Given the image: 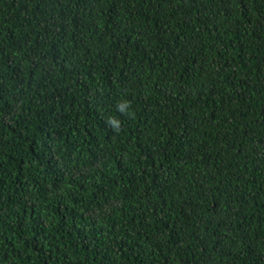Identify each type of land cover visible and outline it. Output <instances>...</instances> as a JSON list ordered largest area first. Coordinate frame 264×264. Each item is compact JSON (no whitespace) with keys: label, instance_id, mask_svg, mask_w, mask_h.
I'll return each instance as SVG.
<instances>
[{"label":"trees","instance_id":"trees-1","mask_svg":"<svg viewBox=\"0 0 264 264\" xmlns=\"http://www.w3.org/2000/svg\"><path fill=\"white\" fill-rule=\"evenodd\" d=\"M0 264H264V0H0Z\"/></svg>","mask_w":264,"mask_h":264},{"label":"clouds","instance_id":"clouds-1","mask_svg":"<svg viewBox=\"0 0 264 264\" xmlns=\"http://www.w3.org/2000/svg\"><path fill=\"white\" fill-rule=\"evenodd\" d=\"M116 109L122 116L135 118V111L132 110V102L129 100L118 102ZM106 123L115 132H120L122 130V121L118 117L110 116L108 117Z\"/></svg>","mask_w":264,"mask_h":264}]
</instances>
